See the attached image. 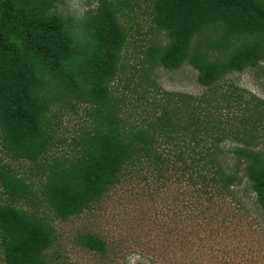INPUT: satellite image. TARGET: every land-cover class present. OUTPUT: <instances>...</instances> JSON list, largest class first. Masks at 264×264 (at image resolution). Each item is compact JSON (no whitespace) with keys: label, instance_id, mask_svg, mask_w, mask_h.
I'll use <instances>...</instances> for the list:
<instances>
[{"label":"trees","instance_id":"1","mask_svg":"<svg viewBox=\"0 0 264 264\" xmlns=\"http://www.w3.org/2000/svg\"><path fill=\"white\" fill-rule=\"evenodd\" d=\"M149 1L154 26L168 41L149 49L153 65L176 70L189 62L199 72V83L212 87L264 62V0ZM66 3L0 0L4 264H48L46 254L57 236L47 211L63 221L77 217L145 166L158 172L180 170L202 180L207 190L227 193L242 172L264 209V154L236 148L237 172H232L219 140L213 138L223 131L210 123L200 100L186 101L177 94L179 101L171 97L168 104H159L160 111L147 123H126L112 85L128 44L121 18L129 1L98 0L82 26L86 35L78 37L73 36L74 10ZM78 105L92 109L94 124L73 140L74 154L51 163L47 156L59 146L56 112L67 108L76 113ZM205 137L213 141L203 150ZM21 162L30 163L37 177L22 174L14 166ZM82 241L91 250H105L97 236Z\"/></svg>","mask_w":264,"mask_h":264},{"label":"rangeland","instance_id":"2","mask_svg":"<svg viewBox=\"0 0 264 264\" xmlns=\"http://www.w3.org/2000/svg\"><path fill=\"white\" fill-rule=\"evenodd\" d=\"M66 1L73 9L75 0ZM127 1L121 19L128 44L112 85L126 123H147L160 111L159 104H168L171 97L179 101L175 98L181 94L186 101L200 100L210 123L223 131L213 138L219 140L232 172H237L236 148L264 154V62L212 87L199 83V72L189 62L176 70L153 65L149 49L166 45L167 38L154 26L149 0ZM87 2L97 5L98 0ZM90 111L86 105H78L76 113L59 108L54 119L59 146L48 154L49 162L74 154L73 140L94 124ZM202 139L204 150L213 139ZM14 166L37 177L28 162ZM238 175L239 181L227 193L207 190L202 180L180 170L158 172L145 166L126 175L101 202L77 217L63 221L47 211L57 238L46 260L48 264H264V209L248 179L242 172ZM87 235L104 241L105 250L85 247L82 240ZM0 264H4L1 253Z\"/></svg>","mask_w":264,"mask_h":264},{"label":"clouds","instance_id":"3","mask_svg":"<svg viewBox=\"0 0 264 264\" xmlns=\"http://www.w3.org/2000/svg\"><path fill=\"white\" fill-rule=\"evenodd\" d=\"M96 6V4H92L90 6L87 0H75V3L73 4L74 15L71 17L73 20L74 37L86 35L82 30V26L87 23V13L90 11V8H94ZM58 9L62 15L69 16L62 7H58Z\"/></svg>","mask_w":264,"mask_h":264}]
</instances>
